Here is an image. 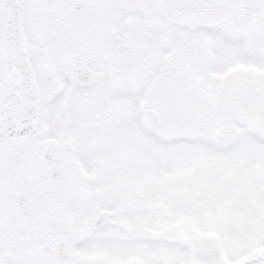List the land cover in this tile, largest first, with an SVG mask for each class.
<instances>
[{
	"label": "snow or ice",
	"instance_id": "snow-or-ice-1",
	"mask_svg": "<svg viewBox=\"0 0 264 264\" xmlns=\"http://www.w3.org/2000/svg\"><path fill=\"white\" fill-rule=\"evenodd\" d=\"M0 264H264V0H0Z\"/></svg>",
	"mask_w": 264,
	"mask_h": 264
}]
</instances>
